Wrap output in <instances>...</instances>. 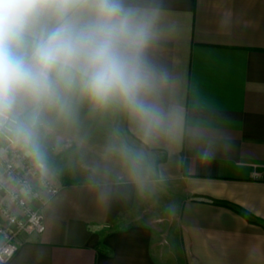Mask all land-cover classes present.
Wrapping results in <instances>:
<instances>
[{"label":"crops","instance_id":"0c3cea01","mask_svg":"<svg viewBox=\"0 0 264 264\" xmlns=\"http://www.w3.org/2000/svg\"><path fill=\"white\" fill-rule=\"evenodd\" d=\"M124 4L152 16L145 58L163 79L147 99L161 123L79 94L28 107L42 164L12 138L38 170L29 202L45 230L21 233L7 264H264V0Z\"/></svg>","mask_w":264,"mask_h":264},{"label":"clouds","instance_id":"9594fccd","mask_svg":"<svg viewBox=\"0 0 264 264\" xmlns=\"http://www.w3.org/2000/svg\"><path fill=\"white\" fill-rule=\"evenodd\" d=\"M151 14L124 0H0V130L37 161L42 153L24 111L65 108L72 94L104 107L118 101L150 131L161 116L147 97L163 77L147 63Z\"/></svg>","mask_w":264,"mask_h":264},{"label":"built area","instance_id":"2783aa9c","mask_svg":"<svg viewBox=\"0 0 264 264\" xmlns=\"http://www.w3.org/2000/svg\"><path fill=\"white\" fill-rule=\"evenodd\" d=\"M0 134L6 138L13 148L7 156L0 152V165L3 167V174L6 179H1L0 189L6 192L8 200L18 206L21 215L13 212L7 202L0 198V264H7L17 253L19 249L18 236L23 233H43L45 224L43 216L38 209H35L29 200H38L40 191L32 185L29 179L38 178L36 170L31 162L25 161L18 148L15 147L12 134L7 130H0ZM16 163L22 164L27 176L19 175ZM14 180L15 185L10 187L9 180ZM41 180V187L48 194L54 195L58 189L50 182ZM25 192V194L23 193Z\"/></svg>","mask_w":264,"mask_h":264},{"label":"rangeland","instance_id":"374dc122","mask_svg":"<svg viewBox=\"0 0 264 264\" xmlns=\"http://www.w3.org/2000/svg\"><path fill=\"white\" fill-rule=\"evenodd\" d=\"M1 135V134H0ZM20 167L22 168V170L21 171H19V175H21V176H27L28 174L27 173H25V170H24V167L22 166V164H20ZM34 168H35V166H33ZM19 170V169H18ZM36 170V169H35ZM36 176L39 178L40 176H39V174H38V170H36ZM29 177V179H30V181H31V175H29L28 176ZM32 185H34L35 186V184L34 183H32Z\"/></svg>","mask_w":264,"mask_h":264}]
</instances>
